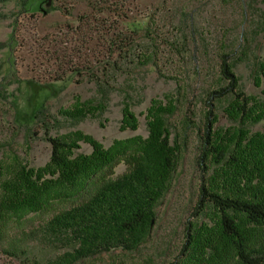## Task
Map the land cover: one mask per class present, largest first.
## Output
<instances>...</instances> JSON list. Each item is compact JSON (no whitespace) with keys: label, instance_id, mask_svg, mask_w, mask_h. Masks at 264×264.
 Listing matches in <instances>:
<instances>
[{"label":"rangeland","instance_id":"rangeland-1","mask_svg":"<svg viewBox=\"0 0 264 264\" xmlns=\"http://www.w3.org/2000/svg\"><path fill=\"white\" fill-rule=\"evenodd\" d=\"M222 52L230 55L239 87L264 100V79L256 81L264 54V0H0V206H8L1 201L3 184L15 171L48 160L47 135L78 128L104 146L146 136L147 106L171 92L179 98L168 118L171 139L176 134L182 146L149 236L136 249L115 248L76 264H189L180 255L187 222L200 226L215 218L209 204L192 212L199 195V129L207 93L222 83ZM124 98L137 116L136 128L120 127ZM76 99L104 106L78 119L64 116L61 110ZM228 100H214L213 111L215 128L231 131L236 124L227 115ZM186 117L193 120L187 127ZM251 129H264V120ZM90 150L79 141L76 151ZM125 166L119 162L115 173ZM40 217L0 213V264H21L5 252L16 243L41 259L64 249L26 234Z\"/></svg>","mask_w":264,"mask_h":264},{"label":"trees","instance_id":"trees-1","mask_svg":"<svg viewBox=\"0 0 264 264\" xmlns=\"http://www.w3.org/2000/svg\"><path fill=\"white\" fill-rule=\"evenodd\" d=\"M229 57L228 52L220 54L222 83L207 93L197 143L200 183L192 215L209 204L215 218L213 224L200 226L187 222L180 255L188 256L189 264H264V129H251L264 120V100L239 87ZM256 66L259 81L264 79V54ZM225 97L227 115L236 124L231 131L215 128L214 100ZM178 101L171 92L152 98L145 112L147 135L115 138L109 146L78 128L47 135L48 160L21 167L4 182L1 201L8 206H0V213L11 209L40 214L26 234L64 249L41 259L16 243L5 249L6 254L21 264H76L115 248L133 250L144 242L182 146L176 134L171 139L168 121ZM122 103L120 127L136 128L138 119L130 103L125 98ZM98 105L104 103L76 99L61 111L78 119ZM192 122L186 117L184 126ZM48 129L44 124V131ZM80 140L91 145L89 152L76 151ZM121 161L125 169L115 173Z\"/></svg>","mask_w":264,"mask_h":264},{"label":"built area","instance_id":"built-area-1","mask_svg":"<svg viewBox=\"0 0 264 264\" xmlns=\"http://www.w3.org/2000/svg\"><path fill=\"white\" fill-rule=\"evenodd\" d=\"M76 56H77V52H76V54H75Z\"/></svg>","mask_w":264,"mask_h":264}]
</instances>
